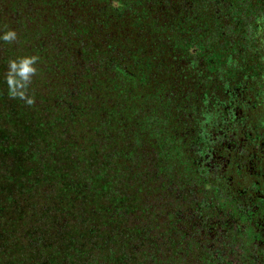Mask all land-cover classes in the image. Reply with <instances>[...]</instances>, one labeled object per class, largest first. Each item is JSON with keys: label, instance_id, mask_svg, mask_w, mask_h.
Listing matches in <instances>:
<instances>
[{"label": "trees", "instance_id": "obj_1", "mask_svg": "<svg viewBox=\"0 0 264 264\" xmlns=\"http://www.w3.org/2000/svg\"><path fill=\"white\" fill-rule=\"evenodd\" d=\"M53 1L0 0V264H123L126 232L186 161L174 129L205 112L191 52H213L216 114L256 26L264 39V0Z\"/></svg>", "mask_w": 264, "mask_h": 264}, {"label": "flooded vegetation", "instance_id": "obj_2", "mask_svg": "<svg viewBox=\"0 0 264 264\" xmlns=\"http://www.w3.org/2000/svg\"><path fill=\"white\" fill-rule=\"evenodd\" d=\"M221 30L226 40L225 22ZM255 30L246 68L240 66L237 76L223 75L225 89L214 92L216 114L213 52L210 45L191 52L203 64L198 78L205 79L209 96L192 102L205 112L187 116L190 129H174L176 150H184L186 161L173 164V177L162 178L159 199L142 213L137 230L126 232L132 241L125 242L123 264H264V39L258 26ZM194 87L199 91L202 85ZM184 134L189 141L179 150Z\"/></svg>", "mask_w": 264, "mask_h": 264}, {"label": "clouds", "instance_id": "obj_3", "mask_svg": "<svg viewBox=\"0 0 264 264\" xmlns=\"http://www.w3.org/2000/svg\"><path fill=\"white\" fill-rule=\"evenodd\" d=\"M14 33L12 32H9V33H6L4 36H3V39L4 40H9V39H12L14 37ZM33 61L32 60H24L22 61L21 65H20V75L21 76H26L27 73L29 72H32L34 71V69H32L31 67H29V65L32 63ZM12 68L13 70L16 69V64L13 63L12 64ZM9 83H12V81L10 80Z\"/></svg>", "mask_w": 264, "mask_h": 264}, {"label": "rangeland", "instance_id": "obj_4", "mask_svg": "<svg viewBox=\"0 0 264 264\" xmlns=\"http://www.w3.org/2000/svg\"><path fill=\"white\" fill-rule=\"evenodd\" d=\"M38 5L39 7L43 8L44 10H53L55 9V3L53 0H35V3H33V5ZM45 19H48V13L46 12L44 15ZM47 34H48V30H47Z\"/></svg>", "mask_w": 264, "mask_h": 264}]
</instances>
